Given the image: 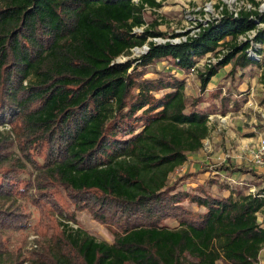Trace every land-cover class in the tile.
<instances>
[{
  "label": "trees",
  "instance_id": "16d2710c",
  "mask_svg": "<svg viewBox=\"0 0 264 264\" xmlns=\"http://www.w3.org/2000/svg\"><path fill=\"white\" fill-rule=\"evenodd\" d=\"M161 2L0 0V125L12 126L24 160L9 157L6 138L0 141V264L23 262L3 237L29 224L18 201L40 205L57 188L114 240L64 226L30 264L259 263L264 189L225 184L224 197L214 181L183 191L170 177L202 150L216 103L229 106L220 90L205 96L212 79L227 66L231 79L264 67V28L239 41L264 24V14L235 17L225 9L197 37L156 44L149 41L163 36L156 24L135 29ZM146 45L139 58L119 61ZM223 49L199 74L196 97L187 95L185 79L156 68L168 62L190 72ZM151 68L156 78L147 77Z\"/></svg>",
  "mask_w": 264,
  "mask_h": 264
},
{
  "label": "rangeland",
  "instance_id": "374dc122",
  "mask_svg": "<svg viewBox=\"0 0 264 264\" xmlns=\"http://www.w3.org/2000/svg\"><path fill=\"white\" fill-rule=\"evenodd\" d=\"M157 1L161 2V0ZM234 2L235 0H165L161 2L162 6L157 10L147 8V25L141 29H137L136 32L142 33L144 30L149 29L152 24H156V31L163 34V36L160 35L154 37L160 38L158 42L164 43L162 41L166 40L167 43H184L185 40L187 42L188 40L195 38L193 36L199 33L193 32V29L198 28V25L200 26V24H204L201 20H205L208 17L211 20L213 19L209 15H206L205 9L208 5L214 9L215 13L222 5L225 9H228L229 12H231L234 7H241L242 10L249 11L245 9L242 3L243 0H237L239 6L233 5ZM244 2L252 4L255 8V10H251L249 12H259L260 14H264V0H254L257 5H255L251 0H244ZM204 28L206 27H203V29ZM262 28H264V24H258V28L255 30L256 34L258 30ZM151 39H149V41L157 43ZM144 53V47L136 48L132 51V54L129 57H122L119 61L136 59ZM226 53L227 51L223 49L221 54H210V56L200 60L195 68H193L190 72L178 70L168 62L160 63L156 68L158 70L171 71V73L177 77L185 79L187 83V95L192 98L201 94L199 74L205 71L208 66L216 64ZM230 70L231 66H227L222 73H220V77L216 78L215 84H218L220 80L217 89H215L216 87H213L212 84L208 85L205 96L208 97L213 92L220 90L223 93V96L227 97L229 94V84L232 89L235 90L245 84L244 87L247 88L245 89V92L247 93L246 97L248 100L245 103V107L240 110V115H242L241 119H232L231 115H223L220 110L221 107H219L216 103L218 112L216 115H212L209 121V127L211 128L210 138L204 141V146L201 150L202 152L199 151L203 156L200 158L196 157L200 154L199 152L190 154L188 162L185 164L186 166L184 165L177 169L170 177V184L172 185L177 183L180 190L191 191L196 188L188 185V181L196 177L194 175V171H191V169L195 168V164L200 166V168L197 167V169L212 172L215 169L217 170L216 164L212 160H215V162L221 160L215 157L222 156L229 161L231 160L230 156L239 155L237 148L243 145L241 140L246 139L238 134L239 132L237 131V127L240 125L239 121L243 123V121L247 120L245 125L255 128L256 134L258 135L264 133V67L253 68L252 70L246 71L241 70L238 72L236 77H233V79L228 76ZM150 71L151 73H149L147 77L156 78L157 75L152 73V68ZM241 74L245 76L241 77ZM208 106H210V104H203L204 108H207ZM233 125L234 127H232ZM232 132L234 133L232 134ZM5 138L6 142H8L4 144L5 153H8L9 157L23 160L21 152L17 147L16 135L12 130V126L8 124L0 125V141ZM244 142L249 141L244 140ZM251 145L256 146L255 143H248V147H251ZM231 146L233 147L232 150ZM246 148L245 150H247ZM42 153L44 154V152ZM40 158L43 159V156ZM198 160H209L211 161V164L206 165L202 161ZM253 175L254 174L252 173V176ZM260 179H263L264 181V176L261 178L257 175L256 177L253 176L251 181H246L247 186H236L237 188L242 187L246 189V192H250V188H252L251 185L254 184V180ZM181 182L185 184H182ZM192 182H194V180ZM225 184L228 187H231V181L225 179L224 183L217 184V189H213L214 193L223 195L225 191ZM251 192L255 193L256 191L254 190ZM49 194L50 201L44 200L40 205H34L31 203L32 201H27L26 199L19 200L18 202L23 208L22 210H24L25 215H27L30 220L29 224L21 230L6 231L3 235V237L5 236L4 241L7 244V248L11 253L19 255V258L23 261L22 264H30L32 259H36L39 251H41V244L43 245L50 243V241H56V238H58L62 233L64 226H69L72 230H82L83 232L95 237L98 241H106L109 243L113 242L114 236L110 228L103 223L98 222L88 210L79 209L75 201H72L69 198L67 191L57 188L53 189L49 192ZM194 208L197 210L196 207ZM261 218L264 222V216H262V214ZM167 224L171 227H176L177 225L174 221H168ZM262 253L263 254L258 264H264V250ZM219 264L225 263L220 261Z\"/></svg>",
  "mask_w": 264,
  "mask_h": 264
},
{
  "label": "crops",
  "instance_id": "0c3cea01",
  "mask_svg": "<svg viewBox=\"0 0 264 264\" xmlns=\"http://www.w3.org/2000/svg\"><path fill=\"white\" fill-rule=\"evenodd\" d=\"M222 71H221V73H222ZM219 75L214 77L212 79L213 81H211V83H210V84H212L213 87H216L215 89L218 88V85L220 83V80H219V83L215 84L216 78L220 77ZM244 85L243 86L241 85L237 90H235V89H232V87L229 84V86H228L229 87L228 88L229 94L227 95V98H229L228 108L226 110L222 109V107H221L222 104L220 103V101L217 102V105H219V107H221L220 110L222 111L223 115H225V116L231 115L232 119H241L242 115H240V110L243 107H245V103L248 100V98L246 97L247 93L245 92V89H247V88H245ZM246 121L247 120L243 121V123H241V121H239L240 125L237 127V131L239 132L238 133L239 136L245 137L246 139H244V140L249 141V142H244V140H241V142H243V145H241V147L237 148V152L239 153V155L230 156L231 160H229V161L226 158H223L222 156L215 157V158H217L219 160L221 159V160L217 161V162H215V160H212L216 164V168H217V170L215 169L212 172L202 171L200 169H197V167L200 168V166L198 164H195V168L191 169V171H194V173H195L194 175L196 177H194L190 181H188V183H189L188 185L197 187L198 184H201V185L205 184L206 185L209 181L214 180L215 185L213 186V189H217V184L218 183H224L225 179H226L228 181H231V184H230L231 188H234V187L237 188V186H247L246 181H251L253 176L256 177V175H257L259 178L264 176V168L255 166V164L253 163V159L251 158L252 156H250L251 150L254 149L255 146L251 145V147H248V143H255V145H256L260 135L256 134V129L253 128L252 126H250V127L246 126L245 125L247 123ZM249 123H251V122H249ZM232 127H234V125ZM210 130H211V128H210ZM233 133L234 132H232V134ZM210 135H211V132H210ZM210 135L208 138H210ZM245 148L247 150H245ZM232 149H233V147L231 146V150ZM200 152H202V151H200ZM201 156H203V155L200 153L196 157L200 158ZM230 157H227V158H230ZM198 161H202L206 165L211 164L210 163L211 161H209V160H198ZM222 167L225 169L221 170L220 168H222ZM244 167L247 169H245ZM252 173L254 174L253 176H252ZM193 180H194V182H192ZM251 186H252V188H250V192L254 191V190L259 191L261 189H264V181H263V179L262 180L261 179L260 180H254V184ZM217 194H219V193H217ZM229 195H230V191L225 190L222 196L228 197ZM261 214H262V216H264V211L259 213V217H258L260 223L264 227V222L262 221ZM262 252L260 255V259H261V256L263 254Z\"/></svg>",
  "mask_w": 264,
  "mask_h": 264
},
{
  "label": "built area",
  "instance_id": "2783aa9c",
  "mask_svg": "<svg viewBox=\"0 0 264 264\" xmlns=\"http://www.w3.org/2000/svg\"><path fill=\"white\" fill-rule=\"evenodd\" d=\"M135 1L137 2L138 0H135ZM242 3H243L246 10H249V11L255 10V8L252 6V4L245 3L244 0ZM233 5L239 6V4L237 3V0H235ZM224 10H225V8L222 5L220 8H218V11L215 13L214 9L210 5H208L205 9L206 15H209L213 19L211 20L208 17L205 20H201V22L204 24H202V25L200 24V26L198 25V28L193 29V32L201 33V31L203 30V27H208L209 24H211L215 20L221 19L223 17ZM241 10H242L241 7H234L230 13L233 14L235 17H237L238 14L241 12ZM137 29H141V28H137ZM137 29H135V32ZM199 33L193 37H197L199 35ZM255 36H256V31L253 30V31H250L247 34L241 36L239 38V41L240 42L253 41ZM151 40L157 42L156 44L160 43V42H158L160 40V38H153ZM162 42H164V43H160V44L167 43L166 40H163ZM184 42H186V40ZM170 43L180 44L183 42H170ZM144 49H145V53H146L148 51L149 47L146 45V46H144ZM208 56H210V55H208ZM209 121H210V119H209ZM251 156H252V159H253V161L257 167L264 168V133L260 134L256 146L254 147V149L251 150Z\"/></svg>",
  "mask_w": 264,
  "mask_h": 264
}]
</instances>
